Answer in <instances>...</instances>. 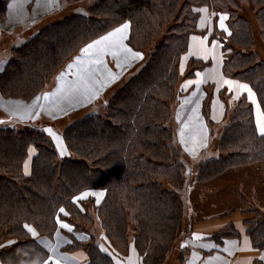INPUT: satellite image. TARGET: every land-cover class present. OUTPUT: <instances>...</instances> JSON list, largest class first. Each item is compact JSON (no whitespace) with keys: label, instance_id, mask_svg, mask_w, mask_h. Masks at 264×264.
<instances>
[{"label":"trees","instance_id":"trees-1","mask_svg":"<svg viewBox=\"0 0 264 264\" xmlns=\"http://www.w3.org/2000/svg\"><path fill=\"white\" fill-rule=\"evenodd\" d=\"M66 1L80 12L47 22L11 46L0 69L1 96L31 101L84 46L126 21L128 43L145 60L109 98L64 127L65 157L39 125L0 124V260L44 264L49 252L25 225L52 237L63 221L70 226L63 250L85 249L86 264H116L114 257L128 255L131 244L142 264H162L184 222L182 190L189 183L253 164L264 172V136L246 95L233 105L216 156L193 161L168 124L183 81L210 64L193 58L185 71L180 66L190 36L206 33L198 24L204 8L228 14L229 32L212 34L222 37L224 72L250 85L264 112V58L243 12L246 7L255 12L264 41V0ZM8 2L0 0L1 14ZM87 189L106 193L100 203L76 198ZM250 212L249 233L254 245L264 248V215ZM232 234L237 232L217 236Z\"/></svg>","mask_w":264,"mask_h":264},{"label":"crops","instance_id":"crops-1","mask_svg":"<svg viewBox=\"0 0 264 264\" xmlns=\"http://www.w3.org/2000/svg\"><path fill=\"white\" fill-rule=\"evenodd\" d=\"M80 10L84 11L85 8ZM73 11L80 12L66 0H9L0 18V69L11 55V46L26 41L43 24ZM227 20V13L202 9L198 24L201 29H206V33L190 36L188 51L181 59L180 66L184 71L193 58L210 62L203 69H197L193 77L183 81L181 95L174 100L168 119V124L176 133V144L193 161L217 155L221 132L230 120L234 103L242 95H246L253 104L256 123L257 106L263 112L250 85L230 78L224 72L222 37L212 34L218 31L228 33ZM124 24L128 28L123 33L102 41L103 37L114 33ZM130 30V22L126 21L88 43L48 80L40 94L31 101L5 98L0 94V113L3 114L0 124H37L48 133L60 157L69 155L61 134L64 127L87 112L99 99L109 98L145 60V54L128 43ZM95 41L102 43L88 52L83 51ZM136 53L140 56L137 57ZM224 81L234 82L233 86L230 88ZM85 84L90 90L84 87ZM237 84L247 85L252 93L251 98L249 92L238 89ZM32 154L33 150L24 162L25 173L30 171ZM183 191L186 197L184 201L188 203L189 220L194 219L189 223L190 232L182 241L187 249L184 264H264V248L254 245L247 223L253 217L250 211L254 209L264 215V172L259 164L228 169L207 182L193 181ZM105 193L104 189H87L76 198L90 197L100 203ZM28 228L35 231V236L29 232L49 252V259L44 264H56L57 261L59 264L88 262L85 249L63 250V246L70 242L65 233L70 230L66 222L59 221L52 237L40 235L31 225ZM229 229L237 234L217 236ZM102 246L107 249L105 244ZM114 258L116 264H142V257L134 244H131L128 255ZM0 264H3L1 260Z\"/></svg>","mask_w":264,"mask_h":264},{"label":"rangeland","instance_id":"rangeland-1","mask_svg":"<svg viewBox=\"0 0 264 264\" xmlns=\"http://www.w3.org/2000/svg\"><path fill=\"white\" fill-rule=\"evenodd\" d=\"M243 12H244L245 16L248 18V20L250 21L252 31H253V35H254V38L256 41V48L260 52L262 58H264V41L261 37L259 24H258V21L255 17V12L251 9V7H246ZM3 15L4 14L0 13V18L3 17ZM1 116H3L2 113H0V117ZM2 124L7 125L6 123H2ZM50 132H52V131L50 130ZM52 134H53V132H52ZM209 152H211V151H209ZM182 193H183V198H184L185 197V191H183ZM186 205L187 206L185 209L184 222H183L179 232L176 234L175 241H174L172 247L170 248V250L168 251L166 258L164 259L162 264H184L187 249L184 245H182V241L185 238V236L190 232V228H191L190 224L194 220V219L189 220L188 208H187L188 203H186Z\"/></svg>","mask_w":264,"mask_h":264},{"label":"snow or ice","instance_id":"snow-or-ice-1","mask_svg":"<svg viewBox=\"0 0 264 264\" xmlns=\"http://www.w3.org/2000/svg\"><path fill=\"white\" fill-rule=\"evenodd\" d=\"M222 20H223V18H222ZM221 26L223 27V24H222V23H221ZM127 28H128V25H127V24H124L122 28H118V29H116L114 33H110L109 36L103 37V38H102V41H108L111 37H113V36H115V35H117V34L123 33ZM102 41H95L93 44H89V45L87 46V48H85L83 51H85V52L90 51L92 48H94V47H96L97 45L101 44ZM135 55H136L137 57L140 56L139 53H136ZM224 83L228 84L229 87L231 88V87L233 86V83H234V82H232V81H224ZM84 87H85L86 89H89V86H88L87 84H85ZM236 87H237L238 89H244V90H247V91L249 92V96H250V98H251L252 93H251V90L248 89L247 85H239V84H237ZM89 90H90V89H89ZM253 102H255V101H253ZM257 107H258V111H257V123H256V127H257L259 133H260L262 136H264V112L259 111V106H257ZM63 211H64V210L61 209V212H63ZM25 227H28V226L25 225ZM62 227H68V226H67V225H62ZM28 230H29L30 232H32V234H33L34 236L36 235L35 231H34L32 228H28ZM56 264H59V262L57 261Z\"/></svg>","mask_w":264,"mask_h":264}]
</instances>
